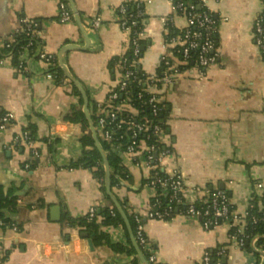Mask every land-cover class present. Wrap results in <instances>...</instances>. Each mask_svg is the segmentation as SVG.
Segmentation results:
<instances>
[{
	"label": "crops",
	"instance_id": "obj_1",
	"mask_svg": "<svg viewBox=\"0 0 264 264\" xmlns=\"http://www.w3.org/2000/svg\"><path fill=\"white\" fill-rule=\"evenodd\" d=\"M61 0H0V49L21 33V17L35 18L44 47L56 54L68 44L73 49L63 55L70 72L81 82L89 98L103 101L116 85L118 68L108 62L126 51L128 32L119 23V6L130 0H73L80 23L63 22L59 17ZM69 2V1H68ZM71 9L72 6L69 3ZM206 6L219 22L217 53L219 64L206 69L200 79L194 68L183 71L166 92V129L161 136L170 149L165 160L167 172L178 170L185 180L184 198L198 200L215 187L230 191L238 213H243L257 182L264 183V57L255 43L254 22L261 13L262 0H207ZM171 0H151L145 5V35L150 40L142 67L153 72L157 59L166 50L161 17L172 13ZM73 10V9H72ZM100 15L98 28L91 23ZM175 24L184 19L175 16ZM85 34V35H84ZM23 67L10 58L0 64V110L11 111L16 123L0 130V150L8 147L7 163L0 162V201L10 191L33 202L15 216L22 229L0 228V264H131L133 255L116 253L107 244L126 242L122 226L102 227L83 237L78 227H65L63 214L83 217L89 208L103 204L100 179L90 168L66 165L81 156L87 130L65 119L72 105H84L79 88L66 77L57 83L45 74L47 66L30 51ZM90 112V109H89ZM29 121L37 124V139L30 147L16 149L14 135ZM39 152L38 165L26 170L31 148ZM129 174H118L120 185L112 192L126 207L144 217L145 233L162 264H204V252L224 248L220 264H263L264 253L241 248L232 242L230 227L224 221L204 228L200 218L181 213L152 218L154 188L144 183L148 170L129 160L123 163ZM60 206L54 219L52 206ZM104 231V232H101ZM67 232L69 235L64 237ZM218 264V263H216Z\"/></svg>",
	"mask_w": 264,
	"mask_h": 264
},
{
	"label": "built area",
	"instance_id": "obj_2",
	"mask_svg": "<svg viewBox=\"0 0 264 264\" xmlns=\"http://www.w3.org/2000/svg\"><path fill=\"white\" fill-rule=\"evenodd\" d=\"M135 1L137 8L130 16L126 15L125 3L120 4L118 8L119 23L128 32L126 50L131 45L135 58L132 61L124 58L116 64L118 72L115 87L107 93L103 101L96 103L94 126L97 133L102 140L111 145L112 149L118 150L123 163L129 160L133 165L148 170L144 183L154 188L155 196H157L158 185L168 187L170 200L178 204L183 201L188 203L184 213L200 218L204 228L207 229L227 221L230 230H234L231 235L233 243L241 248H244L245 243H248L252 251L264 253V249L259 244L261 234L256 233L251 238H247L249 235L246 233L247 217L250 218L252 228L257 229L261 223L264 224V208L261 202L264 196V183L257 182L258 193L252 194L243 213H238L235 210L227 192L220 187L213 188L210 192L209 203L201 209L195 205L197 200L184 198L186 184L182 174L178 170L167 172L164 169L165 160L170 153V149L164 147L161 141V136L166 129L165 109L167 101L165 96L167 89L183 71L189 68L196 69L199 78L202 79L209 66L219 64L215 42L216 33L219 29L216 15L206 6L207 0H197V2L191 3L186 1L174 3L171 0L173 3L172 13L161 17L165 36L168 35L164 44L166 50L158 57L156 70L148 72L142 67L143 55L140 56V52L143 45H141L140 40L146 39L145 23L142 20L145 15V5L151 0ZM262 3V11L254 22V37L255 43L264 57V0ZM202 6H205L206 9L202 10ZM175 16L184 19L182 26L175 24ZM59 17L63 22L75 23L74 12L64 0L59 2ZM101 24V16L95 15L91 23L92 27L98 28ZM20 28L21 31L25 32L26 37L20 51L21 57L16 65L23 67L27 61V58L22 57L23 53L29 50L37 37L41 38V30L37 20L29 15L21 17ZM170 28H175L177 33L171 34ZM175 47H180L178 50L181 55L175 54L173 51ZM35 56L46 64L45 74L48 78L57 83L65 82V75L51 70V66L57 58L55 53L48 51L44 44H41L36 50ZM5 58L12 60V54L0 56V64L4 62ZM161 66L163 67L162 73L158 74L157 69ZM132 84L136 88L133 95L129 94V88ZM13 119V112L5 111L0 116V130H6ZM19 139L25 145L30 147L34 145V140L28 137L26 130L14 135L13 141ZM32 153L33 156H39L38 150L34 147ZM160 170L164 175L160 174ZM255 197L259 200L258 215L251 212V209L255 207L252 201ZM96 207L97 205H94L89 208L86 214L87 219L79 227L85 228L87 226L90 218L96 213ZM127 207L133 208L130 202H128ZM130 213L134 214L137 223L139 245L149 249L148 262L150 264H162L149 243L144 222L141 221L142 215L134 209ZM170 214V208L151 209L147 213L152 218H165ZM230 217L231 221H229ZM65 227H71V225L66 222ZM13 228L16 230L17 226L13 225ZM225 253L226 250L222 247L217 250L218 264L221 263ZM210 259V252L206 250L202 261L204 264H212Z\"/></svg>",
	"mask_w": 264,
	"mask_h": 264
},
{
	"label": "trees",
	"instance_id": "obj_3",
	"mask_svg": "<svg viewBox=\"0 0 264 264\" xmlns=\"http://www.w3.org/2000/svg\"><path fill=\"white\" fill-rule=\"evenodd\" d=\"M68 3V0H64ZM181 1H186L188 3L191 2H197V0H173L174 3H178ZM126 4V15L130 16L132 13L135 12L136 8H137V4L135 0H130L127 2H124ZM70 6V5H69ZM71 8V7H70ZM206 9L205 6H202V10ZM146 14L144 15V19L142 20V22H146ZM132 19V18H130ZM171 34H175L177 33V30L175 28H170L169 29ZM25 32L21 31V33H17L16 34V39L15 41L12 42H8L7 44H5L1 49H0V56H5L8 54H12V61L13 63H16L19 61L20 57H21V53L20 51L22 50L23 44H24V39H25ZM165 38H168V35L165 36ZM148 40L149 39H143L140 40L141 45H146V48L148 46ZM216 46H218V35L216 33ZM43 40L40 37H37L33 44L29 47L30 53L32 55H35L36 50L39 48V46L41 44H43ZM9 44V45H8ZM180 47H175L173 48V51L175 52L176 55H181V53L179 52ZM145 51L141 50L140 52V56H142L144 54ZM124 58H127L129 61H132L135 58V55L133 53L132 50V46L129 45L128 49L125 51L124 54L122 55H116L114 56L109 62H108V67L111 69H113V67H115V65L117 63H120V61ZM190 65V64H188ZM52 67V71L58 72L62 75H64L62 68L59 66L58 60L56 58V60L54 61V64L51 66ZM183 68V67H182ZM162 69L163 67H159L157 69L158 74L162 73ZM142 73V71H140ZM135 86L134 84H132L129 88V94L133 95L135 93ZM95 108H96V103H94L91 99L89 101V109H90V114L93 118V121L95 123L96 120V116H95ZM5 112V110H0V116H2V114ZM168 112L167 107L165 109V114ZM65 119L74 123H80L82 125V127L84 129L87 130V137L82 139V144L84 146V150L81 154L80 157H78L76 160H73L72 162H70L69 164H67L66 166L69 168H90L93 169L94 173L97 175V177L100 179V184H101V190L102 193L104 195V198H107V192H106V176H105V167H104V161L103 158L98 150V148L96 147L94 140L92 138V132L89 128V121L83 111V107L81 104L78 105H72L71 107V112L67 113L65 116ZM16 123V120L13 119L11 125L8 127H12L14 126ZM7 128V129H8ZM22 130H26L28 132V137L30 139L36 140L37 139V124L35 122L29 121L28 124H26L24 126V128ZM98 134V133H97ZM99 136V134H98ZM99 139L101 141L102 147L104 149V151L106 152L107 156H108V161L110 164V168H111V174H112V187L116 186V185H120L119 180L117 178L118 174H122V176L127 177V175L129 174V171L127 170V168L123 165L122 162V156L121 154H119L116 149H112L111 145H109L108 143H106L104 140H102V138L99 136ZM13 147L16 149H20L22 147H24L23 142L21 141V139L19 140H14L13 142ZM7 149L8 147H5L3 149L0 150V162L2 163H7L9 161V158L7 157ZM30 155L31 158L28 159L27 161H25L23 163V167L26 170H33L37 165H38V158L39 156H33L32 153V148L30 151ZM161 175H164L163 172H161V170L159 171ZM169 188L166 186H160L158 185L157 187V196L153 197L151 202H152V209H158V210H163L165 208H170L171 209V213L172 215H176L177 213H181V209H183V211H185V209L187 208L188 203H186L185 201H183L182 203H176L170 200L169 197ZM228 196L231 199V195H230V191L223 188ZM213 189H211L209 191V194L207 196H205L204 198L198 199L195 203V205L198 208H205L206 205L209 203V199H210V192H212ZM158 201V202H157ZM255 204V207L251 209V212H254L255 214H259L258 212V207L257 205L259 204V200L257 197L253 198L252 200ZM157 202L156 205H154ZM262 204H263V208H264V196L262 198ZM33 202L31 201H27L24 199L23 196L21 195H15L13 191H10L8 196L5 198V200H1L0 201V228L1 229H10L13 227V225H16L18 227V230L22 229L21 224L18 223L17 221V217H15L19 211L24 208V207H32ZM122 205L126 211V214L129 218L131 227H132V231L136 237V240L139 242L140 239L137 236V223L135 221V217L134 214L130 213L128 207H126V201H122ZM157 206V207H156ZM96 213L95 215L90 218V220L87 223V226L85 228H81L79 227V225H81L87 218V215H84L83 217H73L70 216L68 214H63L62 218H61V223L63 224L64 222H68L72 227H78V232L80 235H82L83 233H88V235L97 233L98 231L101 230L102 227H108V226H117L120 225L123 227L125 233H126V242L122 243V242H112L109 238V236L107 237V244L108 246L116 253H128L130 255H133V259L131 261V264H141L140 259L137 257V251L134 247V245L132 244V241L130 239L129 236V232L127 230V227L125 225V222L121 216V214L119 213V211L114 207V205L112 206H107V205H103V204H98L96 207ZM144 217H141V221L144 222ZM229 221H231V217L229 218ZM222 222V221H221ZM246 233L249 235L247 238H251L252 235L256 234V233H260L261 237L259 239V244L262 246V248L264 249V224H260L257 229L252 228V226L250 225V218L247 217L246 218ZM104 232V231H101ZM234 233V230H230V236ZM69 235V233L65 232L63 234L64 237H67ZM140 248L142 250V252L144 253L146 259L149 258V249L144 247L143 245H140ZM244 248H247L248 250L252 251L250 244H246ZM217 249H210V262L212 264H216L218 262V257H217ZM254 254L259 255L258 252H254ZM6 253L3 256H0V259H5L6 257ZM223 258L221 259L222 262ZM104 264H108L107 262H105Z\"/></svg>",
	"mask_w": 264,
	"mask_h": 264
},
{
	"label": "water",
	"instance_id": "obj_4",
	"mask_svg": "<svg viewBox=\"0 0 264 264\" xmlns=\"http://www.w3.org/2000/svg\"><path fill=\"white\" fill-rule=\"evenodd\" d=\"M69 3L71 4L72 6V9H73V12H74V16H75V19L78 23H80V14L74 4V1L73 0H68ZM200 8V6H199ZM85 35V34H84ZM150 44V40H148V45ZM84 47L82 46H78L76 44H68L66 45L60 52H59V55H58V63H59V66L62 68L63 70V73L64 75L69 79L71 80L72 82H74V84H76V86L79 88L82 96H83V99H84V105H83V111L89 121V128L92 132V138L94 140V143L96 145V147L98 148L102 158H103V161H104V167H105V176H106V192H107V195L110 197V199L112 200L113 202V205L114 207L119 211V213L121 214L124 222H125V225L127 227V230L129 232V236H130V239L132 241V244L134 245L136 251H137V257L140 259L141 261V264H150L148 262V260L146 259L144 253L142 252L141 248H140V245L138 243V241L136 240V237L132 231V227H131V224H130V221H129V218L126 214V211L123 207V205L120 203V201L116 198V196L113 194L112 192V174H111V168H110V164H109V161H108V156L106 154V152L104 151L103 147H102V144H101V141L99 139V136L97 134V131H96V128L94 126V121H93V118L89 112V101H90V98H89V95L87 93V91L85 90V88L82 86L81 82L70 72L69 68L67 67V65L65 64V62L63 61V55L70 51V50H73V49H83ZM142 50L145 51L146 50V45H143L142 46ZM23 148H21L22 150ZM7 155L10 156V150L7 151ZM118 178V177H117ZM23 193L22 192H19L18 195H22ZM51 210L57 214L54 216V219L55 220H58L60 218V206L59 205H55V206H52ZM83 237H86V238H89V235L88 233H83L82 234ZM90 240V238H89ZM91 242V240H90ZM225 261V259H223ZM264 264V263H263Z\"/></svg>",
	"mask_w": 264,
	"mask_h": 264
}]
</instances>
